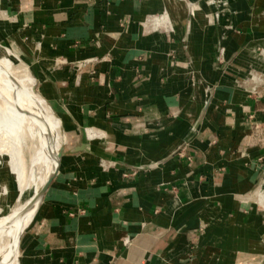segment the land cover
<instances>
[{
	"label": "crops",
	"instance_id": "crops-1",
	"mask_svg": "<svg viewBox=\"0 0 264 264\" xmlns=\"http://www.w3.org/2000/svg\"><path fill=\"white\" fill-rule=\"evenodd\" d=\"M221 1L0 0L66 143L19 264H264V0Z\"/></svg>",
	"mask_w": 264,
	"mask_h": 264
},
{
	"label": "bare ground",
	"instance_id": "bare-ground-1",
	"mask_svg": "<svg viewBox=\"0 0 264 264\" xmlns=\"http://www.w3.org/2000/svg\"><path fill=\"white\" fill-rule=\"evenodd\" d=\"M32 72L0 45V204L4 196L17 199L0 217V264H19L20 235L37 212L40 191L58 167L65 143L62 122L35 89Z\"/></svg>",
	"mask_w": 264,
	"mask_h": 264
},
{
	"label": "rangeland",
	"instance_id": "rangeland-1",
	"mask_svg": "<svg viewBox=\"0 0 264 264\" xmlns=\"http://www.w3.org/2000/svg\"><path fill=\"white\" fill-rule=\"evenodd\" d=\"M3 19H4L3 20L4 25L1 24V20H0V30H1L0 31V45L12 50V53L15 56H18L19 59L22 60L29 67V65L27 64V60H26V59H28L27 48H25L23 46V43L16 36V30H15L16 24H15V22L12 21L13 19L8 13H6L4 15ZM6 29L11 33L12 38L7 37L6 34L4 33ZM24 49H25L24 53L19 52V51L24 50ZM12 62L16 65L19 64L16 59H12ZM35 89L37 90V86H35ZM262 161H264V158L262 159ZM0 164H1V162H0ZM35 177H36V175L32 176L31 183H30L31 186H34V183L36 180ZM260 179H261V181H260L259 190H258V195H259L258 198L259 199H261L262 194H264V168H263V174L261 175ZM8 184L10 186H13V181L8 179ZM16 200L17 199H15V198L12 199L11 197L4 196V199L0 204V217L6 215L9 212V210L13 207L14 202H16ZM207 210H208V212L204 216H205V218H207V216H209L208 220H207V222H206V220H201V225H200L201 227L196 232L197 235L192 236L190 233L186 234V236L193 238L192 240L188 239L189 241L195 240L194 242H191L192 245L190 246V248L192 250L198 251L199 248L202 250V249H206L208 247L215 248V246H213V245L207 246V245H205V243L208 242L210 239H214L216 237H219L220 241H223L222 239H224L225 237H229L230 239H233L234 243L238 239H240L241 237H244L248 240L255 238L256 231L253 228H250L249 230H246L245 232H243V231L238 229L239 227L236 228L235 226H233V229L230 230L229 228H226V226H224V221H226V219L228 217L232 218L231 221H241L240 217H239L240 213H241L239 206L237 208V212L234 213V215L233 214L232 215L226 214L224 212V209H221V210L220 209L219 210L218 209H207ZM242 214H243V212H242ZM251 216L252 217L250 218V223H251V221L255 222L257 215L252 212ZM253 216H256V217L253 218ZM203 242H204V245L201 244ZM221 243H223V242H221ZM214 245H218V244H214ZM241 247H245V245L241 246ZM170 248H171V246H169V249ZM228 248L230 249V247H228L224 244L222 253H225L226 249H228ZM231 248H234L233 250H235L237 247L233 246ZM215 258H216V256L211 258V260L209 261L210 263H208V264H218L220 261L219 262L215 261L214 260ZM160 264H166V263L161 262ZM220 264H224V262L223 263L220 262Z\"/></svg>",
	"mask_w": 264,
	"mask_h": 264
},
{
	"label": "water",
	"instance_id": "water-1",
	"mask_svg": "<svg viewBox=\"0 0 264 264\" xmlns=\"http://www.w3.org/2000/svg\"><path fill=\"white\" fill-rule=\"evenodd\" d=\"M38 93H39V92H38ZM39 94H40V93H39ZM40 95H41V94H40ZM41 97H42V96H41ZM44 100H45V99H44ZM45 101H46V100H45ZM46 102H47V101H46ZM49 105H50V104H49ZM49 107H50V106H49ZM50 108H51L52 112H53L54 114H56L55 111L52 109V107H50ZM204 111H205V110H204ZM56 115H57V114H56ZM62 128H63V125H62ZM63 130H64V129H63ZM65 145H66V143H64L63 146H62V150H61V152H60V159H61V156H62L63 149H64ZM85 147H86V145L83 144V143H81V144L78 145L74 150H75L76 152L83 151V150L85 149ZM60 159H59L58 167L56 168L55 172L52 174V176H50V177L47 179L46 183L43 185V187H42V189H41V191H40V193H41V198H42V199H43L44 195L46 194L48 188L50 187V184H51L52 180L54 179V177L56 176V174H57V172H58L59 165H60ZM39 206H40V204H39ZM39 206H38V208H39ZM37 211H38V209H37ZM36 213H37V212H36ZM32 220H34V219H32ZM29 225H30V224H28V226L23 230V232L21 233L20 237H21L22 234L25 232V230L29 227ZM19 240H20V239H19Z\"/></svg>",
	"mask_w": 264,
	"mask_h": 264
},
{
	"label": "built area",
	"instance_id": "built-area-1",
	"mask_svg": "<svg viewBox=\"0 0 264 264\" xmlns=\"http://www.w3.org/2000/svg\"><path fill=\"white\" fill-rule=\"evenodd\" d=\"M210 4H212L213 6H217L219 4H221L222 6H225V3L222 2L221 0H211ZM215 16L218 17V14H216ZM221 53H223V51ZM259 54L263 56L264 55V52L261 50L259 52ZM181 155H182V151H180V156ZM188 160H191V158L189 157Z\"/></svg>",
	"mask_w": 264,
	"mask_h": 264
}]
</instances>
